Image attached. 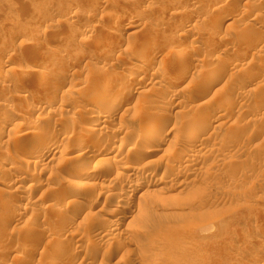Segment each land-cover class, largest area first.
Here are the masks:
<instances>
[{"label": "rangeland", "instance_id": "374dc122", "mask_svg": "<svg viewBox=\"0 0 264 264\" xmlns=\"http://www.w3.org/2000/svg\"><path fill=\"white\" fill-rule=\"evenodd\" d=\"M120 14L136 17L120 24ZM191 40L193 57H173ZM150 51L179 82L141 67ZM3 61L0 264H264V0H0ZM118 74L131 96L113 104L116 83L93 93ZM153 113V141H138ZM191 120L199 138H184ZM40 134L48 151L36 159L25 148ZM141 181L150 187L135 192Z\"/></svg>", "mask_w": 264, "mask_h": 264}, {"label": "bare ground", "instance_id": "6f19581e", "mask_svg": "<svg viewBox=\"0 0 264 264\" xmlns=\"http://www.w3.org/2000/svg\"><path fill=\"white\" fill-rule=\"evenodd\" d=\"M130 13V12H129ZM136 16H134L133 14H128V15H124V14H120V16H118V23H126V22H128V21H132V20H134V18H135ZM129 22V23H130ZM128 23V24H129ZM131 26V25H130ZM116 27H118V26H116ZM127 27V26H126ZM125 27V29H127ZM137 27V26H136ZM43 28V27H42ZM128 28H131V27H129L128 26ZM133 28V27H132ZM39 29H41V28H39L38 26L35 28V30H39ZM137 29H139V28H137ZM103 30H105V29H103ZM132 30V29H131ZM106 31V30H105ZM104 31V32H105ZM132 32V31H131ZM138 33V31L137 30H135L133 33H132V36H133V34L134 33ZM114 33V32H113ZM136 33V34H137ZM39 34V33H38ZM41 34V33H40ZM110 34V33H109ZM111 35V34H110ZM127 35V34H126ZM129 35V34H128ZM131 36V35H130ZM100 37V36H99ZM103 37V36H102ZM138 37V36H137ZM133 40V39H132ZM195 41V40H194ZM193 40H191L188 44H185L184 46H181V47H183V48H181V50L178 52V51H172V55H173V57L174 56H179L180 58H183V59H190V57H193V55H194V51H196V45H195V42H194ZM121 42V41H120ZM86 45V44H85ZM118 46L119 44H115V46ZM121 45V44H120ZM149 47V46H148ZM113 48V47H112ZM152 48V47H151ZM119 49V48H118ZM79 50V49H78ZM152 50V49H151ZM50 51V50H49ZM86 53H88V52H86ZM124 53V52H123ZM132 53V52H131ZM68 54V53H67ZM133 54V53H132ZM158 53H156L155 51H150V53H142V58L141 59H139V60H142V61H144V63H143V65H141V67L142 68H144V67H149L150 68V71L152 70V73H151V77L154 79V78H156V77H159V79L164 83V85H166V86H168L169 85V87L171 86V85H174V84H176L177 82H179V78L177 77L176 78V80L175 79H173L172 77L171 78H167V77H170V75H171V72H169V70H166V69H164V67H165V65H164V63H160L159 62V64L157 63V64H155L154 62L152 63V59H157L158 58V55H157ZM131 55V54H130ZM171 55V56H172ZM66 56H68V55H66ZM84 57V52L83 51H80V52H78L76 55H74L72 58H71V55H70V58L69 59H79L80 57ZM86 56V55H85ZM123 56V55H122ZM177 56V57H178ZM124 57V56H123ZM131 57H133V56H131ZM135 57V56H134ZM62 58V57H61ZM63 58H64V55H63ZM66 58V57H65ZM129 58V57H128ZM139 58V57H138ZM137 58V59H138ZM51 59V58H50ZM58 59V58H57ZM69 59H67V60H69ZM83 59V58H82ZM136 59V60H137ZM186 59V60H187ZM193 59V58H192ZM63 60V59H62ZM64 60H66V59H64ZM63 60V61H64ZM80 60V59H79ZM138 60V61H139ZM195 60V59H194ZM6 61H8V60H6ZM48 61H50V60H48ZM154 61V60H153ZM4 62V61H3ZM1 62V64H0V73H1V71H3V69H4V67L6 66V62ZM73 62H74V60H73ZM79 62V61H78ZM197 62V61H196ZM75 63V62H74ZM142 63V62H141ZM140 63V64H141ZM226 63H228L227 61H225V60H223V61H220V62H216V63H214V64H212L211 66H209V69L207 70L208 72H207V75L209 74V75H213V73H215V71L219 68V67H221V65H225ZM61 64V63H60ZM195 64V63H194ZM167 66V65H166ZM27 67V66H26ZM31 67V66H30ZM91 67V66H90ZM90 67H89V69H90ZM96 67V66H95ZM187 67V66H186ZM135 68H137V67H135ZM134 68V69H135ZM93 68H91V70H92ZM141 69V68H140ZM140 69H139V71H140ZM26 70H27V72H31L32 71V69L31 68H29V67H27L26 68ZM25 70V71H26ZM135 70H137V69H135ZM134 70V71H135ZM233 70V69H232ZM33 71H35V70H33ZM32 71V72H33ZM96 72V70L95 69H93L92 71H91V73L92 72ZM186 71H189L188 69L186 70ZM30 73V74H33V73ZM36 72V71H35ZM34 72V73H35ZM38 72V71H37ZM93 72V73H94ZM29 74V76H31ZM216 74V73H215ZM1 75V74H0ZM94 75V74H93ZM92 75V76H93ZM112 75V74H111ZM126 75V74H125ZM125 75H119L118 74V76H107L106 78H103V79H99V78H97L98 79V81L96 82V78L94 79V77H95V75H94V77H93V80L96 82V83H98L99 84V82H101V84L103 83V86H99L98 87V85L96 86V87H98L96 90H95V92H93V93H97V95L99 94V96H100V94H106V91H107V88L109 89L110 87H112V89L114 90V89H116L115 91H117L116 93H117V95L115 94L114 96H113V98H112V103L114 104V103H117L118 101H119V99L121 98L119 95L120 94H122L121 96H126L127 94H129L130 92H128L127 93V91L129 90L130 91V89H128L127 90V88L126 87H124V88H121V87H123V83L124 84H126L125 82H126V80H123L124 79V77H126ZM25 76H26V74H25ZM98 76V75H97ZM139 76H141V77H143V72L142 73H140V75ZM138 76V77H139ZM148 76V75H147ZM28 77V76H27ZM180 77L182 78V76L180 75ZM215 77V76H214ZM127 78H129L128 76H127ZM175 78V77H174ZM213 78V76H210V79L209 80H211ZM136 79H140V77L139 78H136ZM144 79V80H143ZM142 80L143 81H145V79L146 78H143ZM151 80V78H147V80L146 81H150ZM214 79V78H213ZM101 80V81H100ZM121 80V81H120ZM122 80L123 81H125V82H123L122 84L120 83V82H122ZM134 81V80H133ZM137 81V80H136ZM96 83L94 84L93 83V81L91 82V81H87V83L85 84V87H83V88H85V90L89 87H91V86H94V85H96ZM114 84V83H116L114 86L116 87V88H113V86L111 85V86H109L108 87V85L109 84ZM150 83H151V81H150ZM93 84V85H92ZM156 84H158V83H156ZM44 85V84H43ZM122 85V86H121ZM129 85V84H128ZM154 85V84H153ZM134 86V85H133ZM138 86V85H137ZM166 86H164V87H166ZM39 87V86H38ZM128 88H129V86H128ZM133 88V87H132ZM41 89V88H40ZM109 90V91H113V90ZM68 90V89H67ZM66 90V91H67ZM162 90V89H161ZM160 89H158L157 88V92H155L156 94H158L159 96H160V94H163V93H165V94H169V93H166L167 91H169V90H167L166 92H165V89H163V91H161ZM108 91V92H109ZM149 91V90H148ZM183 91V90H182ZM182 91H180V92H178V91H176V93L174 94V95H172L173 97H175L176 99H179L180 100V98H182L184 95H183V92ZM68 92V91H67ZM92 92V91H91ZM90 92V90L89 91H84L83 92V94L82 95H79V97H80V101H84V100H86V101H89V99L90 98H92L93 96H92V93ZM108 92H107V94H108ZM137 92H139V91H137ZM110 93V92H109ZM145 93V92H144ZM148 93V92H147ZM146 93V94H147ZM172 93V92H171ZM185 93V92H184ZM66 94V92H64L63 91V95H65ZM68 94V93H67ZM106 94V95H107ZM142 94V93H141ZM69 95V94H68ZM94 95V94H93ZM130 95V94H129ZM131 96V95H130ZM147 96V95H146ZM172 96H170V97H172ZM23 97V96H22ZM39 97V96H38ZM109 97V96H108ZM145 97V96H144ZM155 97H156V99L158 98L156 95H155ZM59 99V98H58ZM57 98H53V100L50 102L51 104H53L56 100H58ZM102 99V98H101ZM122 99V98H121ZM164 99V98H163ZM184 99V98H183ZM61 100V99H60ZM147 100V99H146ZM152 100V102H153V100L154 99H151ZM168 100V99H167ZM20 101H22V100H20ZM77 101H79V100H77ZM102 101V100H101ZM103 101H104V99H103ZM106 101V100H105ZM123 101V100H122ZM155 101V100H154ZM158 102H159V100H158ZM163 102V101H162ZM77 104H78V102H76ZM76 103H75V106H77L76 105ZM82 103V102H81ZM150 103V102H149ZM155 103V102H154ZM107 104V103H106ZM180 104V103H179ZM80 105V104H79ZM101 106V105H100ZM115 106V105H114ZM113 106V107H114ZM110 107V106H109ZM108 107V108H109ZM112 107V106H111ZM111 107H110V109H111ZM218 107V106H217ZM72 108V107H71ZM115 108V107H114ZM219 108V107H218ZM117 109V108H116ZM127 109H129V107L128 108H126V110ZM79 110V109H78ZM114 110V109H113ZM125 110V109H124ZM63 111V110H62ZM81 111H91L90 110V108H87L86 110H81ZM95 111V110H94ZM93 111V112H94ZM201 111H203V113H208V115H209V117L212 119L213 117H220L221 115H222V112H221V115H220V110H217V109H207V108H204L203 110H201ZM92 112V113H93ZM115 112V111H114ZM131 112V111H130ZM62 113V112H61ZM60 113V114H61ZM85 113V112H84ZM91 113V112H90ZM96 113V112H95ZM109 113H110V111H109ZM108 113V114H109ZM225 113V112H224ZM16 114V113H15ZM55 114H57V111L55 112L54 111V115ZM87 114V113H86ZM89 114V113H88ZM197 114V113H196ZM200 114V113H199ZM58 115V114H57ZM57 115H55V116H57ZM90 115V114H89ZM88 115V116H89ZM93 115H94V113H93ZM138 115V114H137ZM12 116H14V115H12ZM17 116H18V114H17ZM63 116V115H62ZM105 117H106V115H104ZM162 116V115H161ZM15 117V116H14ZM20 117V116H19ZM58 117V116H57ZM61 117V116H60ZM108 117V116H107ZM11 118V117H10ZM12 119V118H11ZM109 119V118H108ZM199 119V118H198ZM221 119H222V117H221ZM5 120V119H4ZM103 120V119H102ZM107 120V119H106ZM159 120V117L156 115V114H151L150 116H147V114L146 115H144V117L142 118V122L141 123H144L143 125H138L137 126V130L136 131H140L142 134H141V136H140V134H139V136H136V137H138L137 139H138V141L140 140L141 142H145V143H148L149 141H151L152 139H154L153 138V135H154V133L157 131L156 130V127H158V126H156L155 125V123L157 122ZM219 120V119H218ZM10 121V120H9ZM59 121V120H58ZM104 121H105V119H104ZM192 121V122H191ZM190 121V123L191 124H189L188 126H186V127H184V129L185 130H183L184 131V138L186 137L187 139H189V138H199L198 136H197V134L199 133L198 132V130H196V124H199V120L197 121V120H195V121H193V120H191ZM207 121V120H206ZM98 122V121H97ZM101 122H103V121H101ZM100 122V123H101ZM134 122V121H133ZM99 123V122H98ZM99 123V124H100ZM135 123V122H134ZM93 124V123H92ZM98 124V125H99ZM203 124V125H202ZM201 124V126H203L204 128L205 127H208V124H204V123H202ZM9 125V124H8ZM28 126V125H27ZM101 126V125H100ZM29 127V126H28ZM97 127V126H96ZM195 127V128H194ZM217 127V126H216ZM219 127V126H218ZM221 127V126H220ZM219 127V128H220ZM99 128V127H98ZM92 129H94V126H93V128ZM89 130L90 131H92L90 128H89ZM95 130V129H94ZM93 130V131H94ZM134 130V129H133ZM170 130V129H169ZM175 130V129H174ZM207 130V129H206ZM9 131V130H8ZM66 131V130H65ZM92 131V132H93ZM136 131H134L135 133H137ZM159 131V130H158ZM199 131H201V130H199ZM133 132V131H132ZM169 132V131H168ZM175 132V131H174ZM198 132V133H197ZM67 133V132H66ZM128 133V132H127ZM139 133V132H138ZM138 133L136 134V135H138ZM176 133L177 134H179L178 133V130L176 131ZM41 134H43V133H41ZM39 135L36 139H38L37 141L35 140L34 142H32L31 144H29V145H27L26 146V148H25V153H33V157L35 156V158L36 159H43L44 157H45V154L47 153V151H46V153H44L42 150V146L40 145V142L42 141V140H44L45 139V136L46 135H44V139H43V135ZM55 135H56V133H54ZM64 134V133H63ZM175 134V133H174ZM176 134V135H177ZM127 135V134H126ZM159 135V134H158ZM199 135V134H198ZM202 135V134H201ZM86 136V135H85ZM197 136V137H196ZM55 137V136H54ZM126 137V136H125ZM159 137V136H158ZM84 136H83V138H80L81 139V141H83L84 142ZM101 138V137H100ZM99 138V139H100ZM114 138V137H113ZM177 138V137H176ZM47 139V138H46ZM45 139V140H46ZM96 139V138H95ZM105 139V138H104ZM110 139H112V138H110ZM86 140V139H85ZM94 140V137H92V141ZM102 141H106V143H108L109 142V138L107 139H105V140H103V139H101ZM159 140V139H158ZM95 141V140H94ZM101 141V142H102ZM138 141H136L137 143H138ZM153 141V140H152ZM186 141V140H185ZM200 141V140H199ZM87 142V141H86ZM91 142V141H90ZM157 142V141H156ZM137 143H134V144H131L130 146L129 145H125V144H120L119 146H118V150H120V151H122V150H125V149H127V151L129 150V151H135V150H137L138 149V147H139V144H137ZM145 143H142V145H144ZM81 144V143H80ZM79 144V145H80ZM86 144V143H85ZM186 144V143H185ZM52 146H53V144H52ZM55 146V145H54ZM59 145H56L55 146V148L56 147H58ZM141 146V145H140ZM143 147V146H142ZM173 147V146H172ZM52 148V147H51ZM81 148V147H80ZM154 148V147H153ZM185 148V147H184ZM182 149H183V147H181L180 145H175L174 147H173V152L174 153H177V152H180L181 151V153H183L182 152ZM65 150V149H64ZM90 150V149H89ZM102 151V150H101ZM105 151V150H104ZM152 151V150H151ZM186 151V150H185ZM184 151V152H185ZM59 152V151H58ZM38 153V154H37ZM62 153V152H61ZM95 153V152H94ZM30 154V155H31ZM184 154V153H183ZM27 155V154H26ZM92 156V155H91ZM128 156V155H127ZM167 156V155H166ZM92 157H94V156H92ZM120 157V156H119ZM191 157V156H190ZM32 158V157H31ZM186 158V157H185ZM24 160V159H23ZM25 161H27L26 159H25ZM25 161H24V163H25ZM40 161V160H39ZM38 161V162H39ZM31 162V161H30ZM167 162H169V161H167ZM36 163V162H35ZM184 163L186 164L185 166L187 167V166H189V165H191V163H190V161H189V159L188 160H184ZM43 165V164H42ZM173 166V165H172ZM168 169H167V172L166 173H168V171H169V167H167ZM127 169V168H126ZM172 169V168H171ZM179 169V168H178ZM128 170V169H127ZM173 170V169H172ZM165 171V170H164ZM193 172V171H192ZM152 174V173H151ZM165 174V173H164ZM171 174V173H170ZM173 175V174H172ZM152 176V175H151ZM150 175H149V173L148 174H143L141 177L142 178H150L151 177ZM165 176V175H164ZM167 176V175H166ZM165 176V177H166ZM168 177V176H167ZM187 182V181H186ZM147 183V182H146ZM144 181H141V182H139V184H136V186H135V192H140L141 190H143V189H145V191H146V189L148 190V188L150 187V185L149 184H146ZM149 185V186H148ZM31 186V185H30ZM36 186V185H35ZM91 186V185H90ZM33 188V187H32ZM63 191V190H62ZM63 198H65V195H60V197L58 198L59 200H62ZM64 200V199H63ZM68 202V201H67ZM46 207V206H45ZM47 208V207H46ZM45 208V209H46ZM50 208V207H49ZM52 209V208H51ZM52 211V210H51ZM123 217H120V219H119V221H122V222H124V221H126L127 219H129V215L128 214H126V213H123ZM52 221H55L56 223H57V221H59L60 220V218H59V216H53L52 218ZM55 224V223H54ZM120 226V225H119ZM53 261V260H52ZM154 264H158V262H154Z\"/></svg>", "mask_w": 264, "mask_h": 264}]
</instances>
